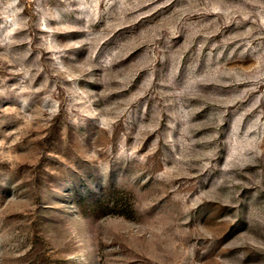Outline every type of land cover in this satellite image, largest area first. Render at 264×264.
Wrapping results in <instances>:
<instances>
[{
    "label": "rangeland",
    "instance_id": "rangeland-1",
    "mask_svg": "<svg viewBox=\"0 0 264 264\" xmlns=\"http://www.w3.org/2000/svg\"><path fill=\"white\" fill-rule=\"evenodd\" d=\"M0 264H264V0H0Z\"/></svg>",
    "mask_w": 264,
    "mask_h": 264
}]
</instances>
